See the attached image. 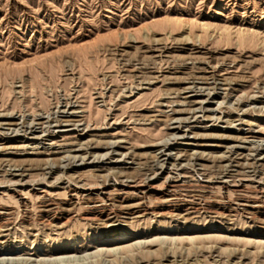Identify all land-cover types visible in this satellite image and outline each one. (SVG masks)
<instances>
[{"label":"rangeland","instance_id":"1","mask_svg":"<svg viewBox=\"0 0 264 264\" xmlns=\"http://www.w3.org/2000/svg\"><path fill=\"white\" fill-rule=\"evenodd\" d=\"M0 124V264H264V0H0Z\"/></svg>","mask_w":264,"mask_h":264},{"label":"bare ground","instance_id":"2","mask_svg":"<svg viewBox=\"0 0 264 264\" xmlns=\"http://www.w3.org/2000/svg\"><path fill=\"white\" fill-rule=\"evenodd\" d=\"M199 74V73H198ZM201 75V74H200ZM199 77V76H198ZM205 77V76H204ZM203 77V78H204ZM201 78V77H200ZM206 78H208V77H206ZM206 82V81H205ZM204 82V83H205ZM203 83V82H202ZM198 84V83H195V82H193L192 84H190V86L189 87H187V88H185L184 90H183V93H186V91L188 92V91H190V92H193V91H198V92H205V91H207L205 88H202V87H199V86H201V85H204V84ZM186 86V85H185ZM182 93V94H183ZM207 96H208V93L206 94ZM209 96H210V94H209ZM205 103V101H202V102H200V105L202 106L203 104ZM192 106V105H191ZM192 108V107H191ZM200 109H201V107H200ZM175 112V111H174ZM175 113H177V112H175ZM64 114H65V112H64ZM75 115V113L72 111L71 112V117L72 116H74ZM76 116V115H75ZM173 121H174V119H173ZM72 121H70V120H65V121H61V122H59L60 124H72L71 123ZM182 122H185V121H181V120H179V119H176L175 121H174V123H178V124H181ZM76 123H74V127L76 126L75 125ZM33 125V124H32ZM31 125V126H32ZM2 127V124H0V128ZM35 127V126H34ZM34 127L31 129L30 128V133H29V136L31 137L30 138V140H28V141H33V142H37V141H41L42 140V135H36L37 133H36V130L34 129ZM176 130H178L179 128H175ZM29 130V129H28ZM27 130V131H28ZM26 131V132H27ZM175 137V136H174ZM108 144V143H107ZM109 145V150H112V154L116 151V148L115 147H118L117 145H116V143H112L111 142V144H108ZM87 146V145H86ZM107 147V146H106ZM23 148H27V146H22V148L21 149H23ZM10 149V148H9ZM228 149H230V151L231 152H236V151H238L239 149H242V148H240L239 146H232V147H230V148H228ZM230 152V153H231ZM73 153H74V156L72 157V159H78V160H80V162L82 161V162H84V160L86 159V157H82V154H91V153H89L84 147H83V145H82V143L81 144H78V147L73 151ZM76 155V156H75ZM226 155V154H225ZM104 157L106 156L107 157V155H103ZM121 156H125V155H123V154H121ZM127 156H128V154H127ZM170 155H168L167 157H169ZM102 157V156H101ZM220 158H221V156H219ZM219 157H217L218 159H220ZM170 158V157H169ZM196 158V157H195ZM224 158H226V156L224 157ZM177 159V158H176ZM176 159H175V161H176ZM198 159V158H197ZM200 159H201V157H200ZM227 159V158H226ZM225 160V159H224ZM264 161V160H263ZM44 163H45V168H44V172H45V174H47V175H50V174H53L54 173V163L52 164V165H49V163H50V160H45V161H43ZM56 167V166H55ZM22 170L21 169H19V168H14L13 170H11L10 171V173L8 174L9 175V177L12 179V180H15L14 181V184H19L20 182H21V178L22 177H24L23 176V174H22ZM123 184V183H122ZM125 186H129L128 184L127 185H125ZM130 187V186H129ZM132 187H134L133 185H132ZM131 187V188H132ZM172 188H174V189H176L177 188V186H173ZM151 189V188H150ZM142 194H145L146 195V193H142ZM141 194V195H142ZM103 195H106V193L105 194H103ZM168 197H170V196H168ZM172 201H174V200H168V201H166V203H170V202H172ZM121 236V235H120ZM127 236V235H126ZM117 237H110L108 240H110V241H112V240H115ZM112 239V240H111ZM119 239H120V237H119ZM122 239V238H121ZM128 240V239H127ZM107 241V240H106ZM114 242V241H113ZM104 243H106L105 245H107L108 246V241L107 242H104ZM113 244V243H112ZM113 248V247H112ZM116 248V247H115ZM106 250H110V248L109 249H106ZM101 251V250H100ZM102 251H104V250H102ZM115 251H116V249H115ZM68 258V257H67ZM71 258V257H70ZM65 259V258H64ZM64 259L63 258H58L57 260H59V261H64ZM69 260V259H68ZM56 261V260H55Z\"/></svg>","mask_w":264,"mask_h":264}]
</instances>
